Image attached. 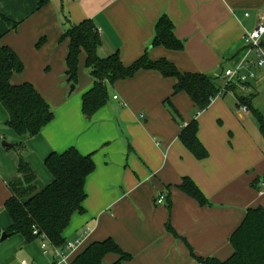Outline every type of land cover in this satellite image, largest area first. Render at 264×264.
<instances>
[{
  "label": "crops",
  "instance_id": "obj_1",
  "mask_svg": "<svg viewBox=\"0 0 264 264\" xmlns=\"http://www.w3.org/2000/svg\"><path fill=\"white\" fill-rule=\"evenodd\" d=\"M38 1L0 0V44L23 64L10 81L31 83L54 114L36 136H19L6 125L0 104V139L10 145L0 147V210L5 211L10 196L8 184L20 176L19 156L35 173L37 189L53 180L44 164L51 152L75 147L91 153L95 169L85 181L84 212L74 213L63 231L64 261L44 253L39 239L26 242L9 235L0 240V264H70L89 243L105 238L131 255L123 264H201L166 230L168 221L196 256L226 260L232 254L229 237L246 210L264 208L263 71L256 70L246 89L221 92L196 112L186 93H173L174 78L141 69L108 85V101L87 117L81 97L93 80L85 53L78 57V82L70 89L68 40L60 37L70 24L91 19L99 33V57L118 52L122 64L129 65L147 51L151 60L165 58L181 72L225 81L224 70L243 49V34L264 22V0H48L40 8ZM161 15L173 22L174 35L184 41L182 50L151 47ZM241 97L251 108H241ZM192 118L208 151L205 159H196L178 137ZM184 176L209 205H199L176 187ZM159 195L165 198L160 204ZM6 215L2 231L10 225ZM69 243L74 247L66 248ZM116 258L108 254L104 262Z\"/></svg>",
  "mask_w": 264,
  "mask_h": 264
},
{
  "label": "trees",
  "instance_id": "obj_2",
  "mask_svg": "<svg viewBox=\"0 0 264 264\" xmlns=\"http://www.w3.org/2000/svg\"><path fill=\"white\" fill-rule=\"evenodd\" d=\"M47 2L39 0L38 7ZM8 23L15 26L12 21L8 20ZM60 39L68 40L66 75L72 85L78 81V57L81 52L85 53L84 65L93 80L92 87L81 97V109L87 117L108 101V85L130 78L141 69L157 70L164 77L174 78L173 93H186L196 112L206 109L222 88L216 82L217 77L200 72H181L165 58L151 60L147 51L129 65L122 64L118 52L99 57L96 54V47L100 43L99 33L91 19L70 24ZM150 45L173 51L184 48V41L174 35V24L167 15L157 19ZM22 70L23 64L17 54L8 46L0 44V104L7 114L6 125L19 136L33 137L53 119L54 114L48 102L31 83H11L12 74ZM235 89V86H225V92ZM238 99L240 105L251 108L247 98ZM252 112L262 124L260 115L253 109ZM197 132V120L192 118L182 126L178 137L183 146L201 160L208 156V151L198 139ZM44 164L53 180L37 189L35 173L23 156H19L20 176L8 184L10 196L4 203L10 225L4 231L0 229V236L5 232L10 236L21 235L26 242L45 239L50 247L61 249L65 245L62 234L72 215L84 212V185L88 175L94 171L95 164L91 153L81 154L75 147L61 153L51 152ZM176 187L199 205L210 204L190 177H182ZM165 227L187 245L191 256L201 264H264V208L261 206L246 210L243 220L229 237L232 254L224 261L196 256L188 243L176 234L169 221ZM34 230L37 234H33ZM108 254L116 255V260L105 263L104 257ZM130 258L131 255L123 251L112 238H105L89 243L70 264H123Z\"/></svg>",
  "mask_w": 264,
  "mask_h": 264
},
{
  "label": "built area",
  "instance_id": "obj_3",
  "mask_svg": "<svg viewBox=\"0 0 264 264\" xmlns=\"http://www.w3.org/2000/svg\"><path fill=\"white\" fill-rule=\"evenodd\" d=\"M242 42V51L237 55L233 64L226 68L222 74L225 81L220 93L225 92V86L246 89L249 83L257 77V69L262 70L264 73V22L256 23L253 29L245 32L242 36ZM113 98L116 99V96H113ZM241 108L243 110L247 109L243 105ZM261 186L264 187V183H261ZM164 199L163 195H159L156 202L163 203ZM33 234H37L36 230L33 231ZM40 242L44 253L51 252L55 257H58L60 262L64 261L63 253L59 249L50 247L45 239ZM73 247L74 243H69L66 246V248Z\"/></svg>",
  "mask_w": 264,
  "mask_h": 264
},
{
  "label": "rangeland",
  "instance_id": "obj_4",
  "mask_svg": "<svg viewBox=\"0 0 264 264\" xmlns=\"http://www.w3.org/2000/svg\"><path fill=\"white\" fill-rule=\"evenodd\" d=\"M218 81V83H223L224 82V80L223 79H216V82ZM78 82V81H77ZM72 84H70V86H71ZM74 85V84H73ZM75 86V85H74ZM4 127V124H0V130H1V128H3ZM5 140H7V139H3V141H5ZM1 139H0V147L2 148V146L3 145H1ZM6 142V141H5ZM6 217H7V215H6V213H5V211L4 210H0V221H2V219L4 220V222H5V220H6ZM12 236H14V235H12ZM10 239H11V237H10ZM48 253V252H47Z\"/></svg>",
  "mask_w": 264,
  "mask_h": 264
},
{
  "label": "water",
  "instance_id": "obj_5",
  "mask_svg": "<svg viewBox=\"0 0 264 264\" xmlns=\"http://www.w3.org/2000/svg\"><path fill=\"white\" fill-rule=\"evenodd\" d=\"M74 88V85H71L70 89H73ZM2 145H5V146H10L9 143L5 142V141H2L1 142ZM9 235L6 234L5 232H2L1 233V236H0V240H4L5 238H7Z\"/></svg>",
  "mask_w": 264,
  "mask_h": 264
}]
</instances>
